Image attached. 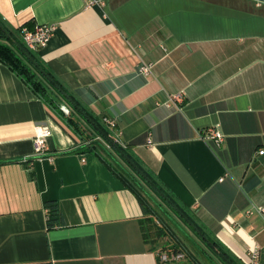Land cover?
Here are the masks:
<instances>
[{
  "label": "crops",
  "instance_id": "obj_1",
  "mask_svg": "<svg viewBox=\"0 0 264 264\" xmlns=\"http://www.w3.org/2000/svg\"><path fill=\"white\" fill-rule=\"evenodd\" d=\"M0 16L54 25L32 50L67 92L115 118L119 145L232 259L252 264L258 246L264 264V0H0ZM55 97L86 139L0 61V264H160L153 245L188 244L145 241L143 205L107 161L140 176L73 100ZM37 125L51 129L40 154Z\"/></svg>",
  "mask_w": 264,
  "mask_h": 264
},
{
  "label": "trees",
  "instance_id": "obj_2",
  "mask_svg": "<svg viewBox=\"0 0 264 264\" xmlns=\"http://www.w3.org/2000/svg\"><path fill=\"white\" fill-rule=\"evenodd\" d=\"M25 25L29 27L34 26L32 22H28ZM25 25L15 28L12 25L8 24V22H6V20L0 16V61L7 64L13 71L21 76V78H23L27 82V84L51 107H53V109L58 111L62 115L66 123L84 139V133L86 131L85 127L82 124V121L79 120L72 111L69 114H66L55 97V91L60 92L63 89L65 92H67V90L63 87L62 83L54 76L52 70L46 67L42 63V60H40V58L35 54V52L25 44L22 38V28ZM69 96L73 99V103L76 105V107L79 108V110H81L88 117V119L98 128V130L103 135L109 138L111 143L120 152L122 159L134 171H136L135 173L143 179V182L147 186H150L151 188H154L157 192H159V194H161L163 198H165L176 209V211L186 220V222L193 227L192 229L198 231L201 239L204 242V247H208L210 250H212L213 253H215L221 259L223 264H240L236 262L234 258L232 259V257H230L228 248L222 246L218 240H216L214 237H210L206 231L200 229V227L193 222L190 216L169 197V195L163 190V188L159 184H157L156 181L144 171V169L138 166V164L136 163L137 161L132 158V156L127 152L126 148L119 145L116 139L110 134V131L98 121V117L94 116L84 107H82V105L75 99L74 96L70 94ZM94 143L96 142H90L88 147L93 148ZM125 155L129 158H127ZM107 164H109L115 171V173L123 180V182H125V184L135 192L143 205L146 214L141 221L143 227V237L145 241L152 242L154 244L156 239H163L164 236L168 235L174 237L175 239H178L176 236V234L178 233L167 222L169 218L170 220H172V222L175 223V218L167 213L160 201H158L145 188L144 184L140 182V180H138L136 175L131 173L127 167L121 164L112 162L110 163L109 161H107ZM48 205L50 213L49 223L50 225H54L53 222H57L59 220V209L55 202L49 203ZM155 206L160 207L163 211V214H165L167 217H163V215L160 214ZM164 218H166L167 221H165ZM180 230L184 232L182 229ZM193 241L194 240L190 238L188 244H184L183 242H179L180 244L178 245L176 243H166L161 247L158 246V244H155L153 245V249L157 250L158 253L169 248H172L176 251H182L185 253V258H191L196 260L199 264H203L199 262L200 259L198 258V254H201L208 261H210L211 264H216L213 261L214 258L208 252H206L203 247L198 246ZM160 264L168 263L161 262Z\"/></svg>",
  "mask_w": 264,
  "mask_h": 264
},
{
  "label": "built area",
  "instance_id": "obj_3",
  "mask_svg": "<svg viewBox=\"0 0 264 264\" xmlns=\"http://www.w3.org/2000/svg\"><path fill=\"white\" fill-rule=\"evenodd\" d=\"M55 26L52 24H34L33 27L27 25L22 28V38L25 44L30 49H37L39 47L45 46L53 32ZM152 65L150 63L142 62L139 66L140 71L143 74H149L151 72ZM184 99V93L182 91L171 94L168 104L174 103L177 105L178 102H182ZM104 121L109 127H116L117 122L115 118L105 115L103 116ZM211 137H218L221 139V135L214 128H210ZM51 134V129L49 126L37 125L35 127V152L40 154L43 153L47 147L46 138ZM264 150H261L263 153ZM258 210L264 212V206L258 207ZM159 260L164 263H172L181 261L185 258V253L182 251H176L172 248L163 250L158 253ZM252 264H257L259 258V248L255 246L251 251Z\"/></svg>",
  "mask_w": 264,
  "mask_h": 264
},
{
  "label": "rangeland",
  "instance_id": "obj_4",
  "mask_svg": "<svg viewBox=\"0 0 264 264\" xmlns=\"http://www.w3.org/2000/svg\"><path fill=\"white\" fill-rule=\"evenodd\" d=\"M21 38V37H20ZM22 39V38H21ZM70 102V101H69ZM73 105V104H72ZM71 105V106H72ZM74 106V105H73ZM81 119V118H80ZM83 119H81V121H82ZM98 121L103 125V126H105L110 132H114L115 130L114 129H112V128H110L107 124H106V122L104 121V118H103V115H101V116H99L98 117ZM140 177H138V179H139ZM148 191H149V189H147ZM150 192V191H149ZM156 198H158L157 196H155ZM159 200V199H158ZM159 201H161V200H159ZM162 204V203H161ZM162 206L167 210V211H169L168 209H167V207H166V205H164V204H162ZM155 208L160 212V214L161 215H163V216H166L165 214H163V211H162V209L160 208V207H158V206H155ZM176 210V209H175ZM173 212V211H172ZM171 213V212H170ZM175 214V213H174ZM167 217V216H166ZM175 218V217H174ZM175 220H176V224L174 223V222H172V220H170L169 218H168V223L172 226V228L180 235V236H182L187 242L189 241V239L191 238L192 240H194L193 242L194 243H196L198 246H201V247H203V249L206 251V252H208L213 258H214V262L216 263V264H223L222 263V261H221V259L215 254V253H213V251L212 250H210L208 247L206 248V247H204V242H203V240L201 239V236H200V234L198 233V231H196L195 229H192L190 226H189V224L186 222H184L183 220H181V218H180V216H176V218H175ZM182 229L184 232H182L180 229ZM185 235H187V236H185ZM190 237V238H189ZM196 241V242H195ZM198 258L199 259H201L202 261H203V264H210V263H208V261H206L205 259H204V257L203 256H198ZM225 264V263H224Z\"/></svg>",
  "mask_w": 264,
  "mask_h": 264
},
{
  "label": "water",
  "instance_id": "obj_5",
  "mask_svg": "<svg viewBox=\"0 0 264 264\" xmlns=\"http://www.w3.org/2000/svg\"><path fill=\"white\" fill-rule=\"evenodd\" d=\"M62 92H63V94L66 96V97H68L69 99H71V101L73 100L70 96H69V94L67 93V92H65L63 89L61 90ZM61 108L66 112V113H69V109L67 108V106L64 104H62V106H61ZM126 156V155H125ZM127 157V156H126ZM127 158H129V157H127Z\"/></svg>",
  "mask_w": 264,
  "mask_h": 264
}]
</instances>
